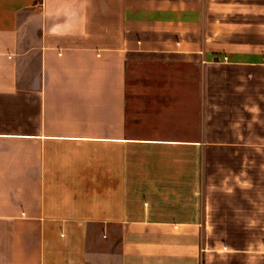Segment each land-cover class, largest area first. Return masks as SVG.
Here are the masks:
<instances>
[{
    "label": "crops",
    "instance_id": "obj_1",
    "mask_svg": "<svg viewBox=\"0 0 264 264\" xmlns=\"http://www.w3.org/2000/svg\"><path fill=\"white\" fill-rule=\"evenodd\" d=\"M0 264H264V0H0Z\"/></svg>",
    "mask_w": 264,
    "mask_h": 264
},
{
    "label": "rangeland",
    "instance_id": "obj_2",
    "mask_svg": "<svg viewBox=\"0 0 264 264\" xmlns=\"http://www.w3.org/2000/svg\"><path fill=\"white\" fill-rule=\"evenodd\" d=\"M217 233L216 237L224 239V241H248L250 239V231L243 230H217L214 231ZM256 234H260V232H256Z\"/></svg>",
    "mask_w": 264,
    "mask_h": 264
}]
</instances>
